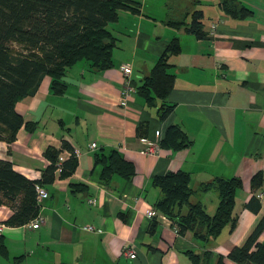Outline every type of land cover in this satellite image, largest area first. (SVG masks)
Returning a JSON list of instances; mask_svg holds the SVG:
<instances>
[{"label": "crops", "instance_id": "crops-1", "mask_svg": "<svg viewBox=\"0 0 264 264\" xmlns=\"http://www.w3.org/2000/svg\"><path fill=\"white\" fill-rule=\"evenodd\" d=\"M183 1V11L202 12L203 36L167 25L168 13L165 21L153 22L160 27L155 24L150 32L142 33L133 23L134 49L110 68L94 71L89 63L77 62L67 68L63 94H54L50 77L44 76L33 95L15 103L23 122L34 125H21L11 143L0 141V158L10 160L16 171L38 178L48 162L44 149H61L64 141L79 153L71 174L61 178L56 172L53 183L44 187L34 218L41 220L37 228L31 221L5 225L12 210L0 204V264H190L189 251L205 250L213 254L206 264H216L218 256L223 264H240L227 254L245 242L264 216V0H236L247 12L243 17L227 13L220 0H189L188 8ZM174 37L181 51L168 60V72L175 76L166 98L172 110L160 119L161 101L152 93L147 101L138 87ZM138 49L144 52L139 58ZM123 64L132 68L128 77ZM127 78L133 90L124 97ZM171 124L183 130L189 144L177 149L160 145L157 154H145L146 138ZM112 149L133 163L130 179H99L94 154ZM60 156L66 159L69 151ZM169 170L189 173L193 188L215 177L240 178L235 227L230 230L227 224L207 241L191 231L177 232L154 207L160 191L152 178ZM257 172L263 183L252 189L250 179ZM74 183H81L76 191L71 190ZM251 196L258 198L257 213L245 207ZM202 200L213 211L217 194L204 193ZM150 208L156 211L151 217L146 214ZM259 241H264V229Z\"/></svg>", "mask_w": 264, "mask_h": 264}, {"label": "trees", "instance_id": "trees-1", "mask_svg": "<svg viewBox=\"0 0 264 264\" xmlns=\"http://www.w3.org/2000/svg\"><path fill=\"white\" fill-rule=\"evenodd\" d=\"M220 5L234 16L243 17L247 13L236 0H220ZM139 6L136 0H0V141L13 142L23 124L33 128V124L23 122L15 103L33 95L44 76L51 79V91L61 95L67 87L64 79L67 68L77 62L87 61L94 71L110 68L115 36L107 23L117 19L118 10L140 13ZM182 15L181 19L167 18L165 23L174 28L183 27L186 33L195 37L203 36L202 12L194 9L183 11ZM180 51L179 39L174 37L138 87L147 101L153 96L161 101L158 107L160 119H165L172 110L166 98L175 76L168 72L171 66L168 60ZM188 144L185 133L177 125H168L162 133L161 146L177 149ZM62 150L69 151V156L61 161V169L57 172ZM72 151L71 144L65 141L61 149L47 146L43 156L48 162L36 179L16 171L10 160L0 158V204L5 203L12 210L5 225L21 226L35 218L38 212L36 187L52 184L56 172L61 178L71 174L77 166V157ZM94 164L99 167V179L105 183L113 175L130 179L135 172L133 163L116 149L107 154L95 153ZM152 182L160 191L155 209L168 217L180 234L191 231L207 241L216 237L227 224L230 230L235 227L234 196L242 186L240 178L215 177L193 188L189 173L169 170L155 175ZM262 183L261 172L250 179L252 189L260 188ZM79 186L81 183L71 184V190L76 191ZM209 192L217 194L213 211H209L202 200L204 193ZM199 193L203 194L197 197ZM245 207L257 213L260 208L258 198L251 196ZM263 229L264 216L245 242L231 248L227 257L240 264H264V241H259ZM188 254L190 264H206L213 256L207 250L201 254L189 251ZM216 264H223L222 256L217 257Z\"/></svg>", "mask_w": 264, "mask_h": 264}, {"label": "rangeland", "instance_id": "rangeland-1", "mask_svg": "<svg viewBox=\"0 0 264 264\" xmlns=\"http://www.w3.org/2000/svg\"><path fill=\"white\" fill-rule=\"evenodd\" d=\"M139 3L140 16H135L128 11L118 10L117 19L113 22L107 23V28L115 36V46L112 50V64L116 58H121L131 53V50L134 49L136 40L134 39L136 32L135 26L131 25L135 23L136 28L140 25L138 30L142 33H145L147 30L150 32L154 29L159 23L153 22L155 20L165 21L166 13H168L167 18L181 19L182 12L184 10V1L183 0H136ZM167 1L166 8L165 3ZM186 8L189 7V0L186 2ZM189 19V18H188ZM150 24V25H148ZM160 27V25H158ZM166 31H174L171 27H167ZM134 33V35H132ZM167 36V35H166ZM144 52L141 49H138L137 56L142 57ZM84 62H87L83 60ZM88 63V62H87ZM66 76V75H65ZM65 79V78H64Z\"/></svg>", "mask_w": 264, "mask_h": 264}, {"label": "built area", "instance_id": "built-area-1", "mask_svg": "<svg viewBox=\"0 0 264 264\" xmlns=\"http://www.w3.org/2000/svg\"><path fill=\"white\" fill-rule=\"evenodd\" d=\"M212 27H214V26H212ZM121 70L123 71L125 77H128L132 71V68L130 65L123 64L121 66ZM132 90L133 89H132V87L128 81V78H127L125 80V86L123 89V96L126 97V96L130 95V92ZM161 137H162L161 131L160 130L155 131V133L152 137L146 138L145 148L142 151L145 154H157L160 150ZM95 146H96L95 143H91V145H90L91 148H94ZM78 153L79 152L77 149H73L72 154H74L77 157ZM62 160H63V158L61 156H59L58 163H57L59 165V167L57 169V172L60 171V169H61V161ZM45 195H46V189L43 186L38 185L36 187V198H37L38 203ZM261 195L262 194L260 193L259 196H261ZM89 202H91V201H89ZM146 214H147V216L151 217V216L156 214V211L154 209L150 208L146 211ZM161 215H163V214H161ZM163 217H166V216L163 215ZM40 221H41L40 218L33 219L31 221V227L37 228L40 224ZM82 228L85 230H88V231L96 230L92 225H83ZM1 230H2V225L0 224V231ZM125 253L131 258L135 257L134 251H126Z\"/></svg>", "mask_w": 264, "mask_h": 264}]
</instances>
